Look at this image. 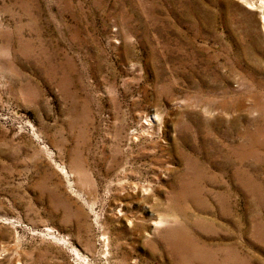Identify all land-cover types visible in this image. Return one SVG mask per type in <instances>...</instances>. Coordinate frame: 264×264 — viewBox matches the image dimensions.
Masks as SVG:
<instances>
[{"label":"rangeland","instance_id":"1","mask_svg":"<svg viewBox=\"0 0 264 264\" xmlns=\"http://www.w3.org/2000/svg\"><path fill=\"white\" fill-rule=\"evenodd\" d=\"M264 0H0V264H264Z\"/></svg>","mask_w":264,"mask_h":264},{"label":"bare ground","instance_id":"2","mask_svg":"<svg viewBox=\"0 0 264 264\" xmlns=\"http://www.w3.org/2000/svg\"><path fill=\"white\" fill-rule=\"evenodd\" d=\"M263 9H264V7H262ZM263 19H264V17H263Z\"/></svg>","mask_w":264,"mask_h":264}]
</instances>
